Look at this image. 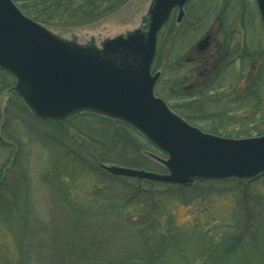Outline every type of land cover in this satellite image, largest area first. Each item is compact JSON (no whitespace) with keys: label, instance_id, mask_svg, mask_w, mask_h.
I'll return each instance as SVG.
<instances>
[{"label":"trees","instance_id":"1","mask_svg":"<svg viewBox=\"0 0 264 264\" xmlns=\"http://www.w3.org/2000/svg\"><path fill=\"white\" fill-rule=\"evenodd\" d=\"M13 1L27 16L45 26L95 21L118 9L126 0ZM215 19L220 20L219 31L224 34L230 29V23L236 25L241 22L243 27H246L249 21L247 1L191 0L188 12L180 24L177 23V15L173 13L158 34L152 69L157 71L159 67H163L164 72L157 81L155 91L168 102L172 110L205 131L235 138L252 136L247 129H237V132H234L235 129L228 126L227 128L215 123L204 126L201 123L204 119H213L216 123L218 120H224L226 117L223 115L228 113V110H225L228 106L244 103L240 100L242 98L245 101L251 100V96L255 97L251 88L262 79L263 71L247 44L240 45L238 52H234L242 57L245 68L232 70L238 55L230 54L225 60L219 61V64L225 63V74L221 79L227 82L226 85L223 82L215 88L212 86L215 83L210 81L208 84L197 85L190 92H180L176 88L177 64L187 62L181 59L180 55L204 36L209 24ZM230 46L231 43L228 48ZM238 72L243 74V79L245 77L247 90L239 88L243 79L237 78ZM0 73L9 77L0 78V93L9 90L12 94L7 101L5 112H15L16 117L24 122L30 118L34 123L39 122L55 128L58 133L55 139L61 142L68 156L77 153V159L80 158L79 161L74 158L70 164L66 162L67 167L59 158V162L52 165L53 173L57 175L56 186L58 191H62L59 195L65 201L67 199V206L64 214H60L59 221L54 222L50 230L46 227H39L36 231L29 229L27 217L20 207L23 190L17 191L15 188L13 194L17 196L14 195L12 199L15 200V205L6 204V212L10 218L13 215L18 217L19 225L15 228L14 235L19 241L20 253L13 257L4 256L0 264H43L44 260L36 258L38 250L40 255L42 253L41 247L37 243L35 245L30 238L41 235L53 243L54 247L49 250L48 256L55 264H166L170 256L175 260L174 264H223L225 256H233L237 261L239 257L246 256L241 258L238 264H264V183H260L264 172L249 179L196 178L187 184L113 175L102 168L101 163L109 161L165 173L169 171L168 168L156 157L167 155L134 126L102 113L87 110L61 121L41 120L16 91L15 76L1 67ZM167 84H170L168 91ZM224 86L228 88L222 91ZM219 89V93L213 94ZM185 94L202 95L212 99L208 100L206 106L199 105L194 109L191 106L195 101H188L183 107L169 101L170 98L177 100L179 95ZM224 129L227 132H224ZM261 134H264V131L258 133ZM0 143L7 144L1 134ZM82 152L86 157L90 155L94 159H83ZM84 163L94 169L96 167L97 171H90V174L95 177L96 173L100 179L93 182L97 191L90 192L88 198L81 202L66 190L69 185L64 187L62 176L66 171H69L71 176L78 175L82 172ZM62 166L66 167L65 171ZM1 178L0 175V183ZM120 178L123 181H119ZM222 198L231 201L223 216L212 215L206 217L207 221L202 220L200 215L209 213L208 208L215 206L214 203ZM176 203L199 205L195 207L193 222L198 227L203 221L206 223L201 233L189 235L190 239L185 235L183 230L187 224L178 222L175 213L170 211L172 204ZM107 221L114 225L127 224L128 229H124L125 239L136 242L135 248L110 252L102 228V224ZM120 226L122 227V224L118 227ZM34 233L37 235L33 236ZM37 240L42 241L40 238ZM251 260L255 262L252 263Z\"/></svg>","mask_w":264,"mask_h":264},{"label":"water","instance_id":"2","mask_svg":"<svg viewBox=\"0 0 264 264\" xmlns=\"http://www.w3.org/2000/svg\"><path fill=\"white\" fill-rule=\"evenodd\" d=\"M189 0H153L146 25L106 39L102 47L65 40L0 0V67L17 78L16 91L37 117L61 121L82 111L122 120L166 153L168 172L101 164L114 175L187 184L194 179H249L264 172V134L227 137L204 131L155 93L152 73L158 33ZM264 26V0H257Z\"/></svg>","mask_w":264,"mask_h":264},{"label":"rangeland","instance_id":"3","mask_svg":"<svg viewBox=\"0 0 264 264\" xmlns=\"http://www.w3.org/2000/svg\"><path fill=\"white\" fill-rule=\"evenodd\" d=\"M246 1L248 3L249 18L246 27H243L241 22L236 25H231L230 23V29L226 34H224L219 31L220 20L218 21L215 19L209 24L210 32L212 34H216L213 38L214 47L211 49L209 56L210 58L215 59L218 53L221 55L225 48L229 46V43L232 42H236V46L242 44L244 46V44H247L251 52H253V58H255L256 63L259 64L260 68H262V79H260L259 82L257 81L251 88L255 97L252 98L253 96H251V100L245 101L241 97L242 99L240 100L244 103L228 106V109H225L228 110V113L223 115V117H226L224 120H218L216 123L213 119H204V122L201 123L204 126H208L212 123L223 125V127L228 126L229 128L235 129L234 132H237V129L241 131L247 129V131L251 132L252 136H254L258 135L260 131H264V26L257 0ZM152 2L153 0H126L125 3L118 9L106 13L103 17L96 19L95 21L74 25L62 23L53 25L46 24L45 27L65 40L74 41L77 44L84 46L92 43L97 47H102L103 42L108 38L126 35L129 32L144 27L147 22L145 19L148 15ZM202 37L203 36L200 38ZM217 43L221 44L222 49L219 51L216 50L218 46L215 47ZM180 56L182 57L184 55L181 54ZM232 66L233 71L239 68L240 70L243 67L245 68L242 57L238 55V58ZM251 68L252 66H250V69ZM157 71L163 74L164 69L163 67H159ZM3 77L9 78L0 73V78L2 79ZM240 77L243 79V74H241V72L237 78ZM243 80H241L239 88L246 89L245 86L247 83L245 77ZM223 82L224 81H222L221 76L216 77L214 87L217 88ZM226 83L227 82H224L223 84L226 85ZM166 86L168 91L170 84H167ZM227 88L228 86H224L222 91ZM220 91V89L218 91H214L213 94H217ZM11 96L12 94L9 93V90H5L0 93V134L1 138L7 143H0V175L2 176V183H0V262H2L4 256L10 255L13 257L20 253L18 250L19 241L15 239L16 237L14 235L15 228L19 225L18 217L13 215L10 218L6 212L8 207L6 204L15 205V200L12 201L15 195L13 194V192H15V188H17V191L23 190V198L20 199V207L27 217L29 229L36 231L39 230V227H46V229L50 230L54 225V222L56 223L59 221L58 218L60 214H64L67 206V199L65 201V199H62L59 195L62 191H58L59 188L56 186L55 177H57V175L56 173H53L54 169L52 168V165L59 162L58 158L65 164L66 167V162L70 164L73 163L74 158H76L74 160L78 161L80 159H77V153H71L68 156L66 150L61 145V142L55 139V136L58 134L56 133L57 130L55 128L39 122L34 123L33 119L30 118L24 122L19 119V117H16L15 112H5L7 101ZM209 99L211 100L212 97H201L198 100H195L196 102L191 106L193 107L192 109H194L195 106L198 107L199 105L201 107L206 106ZM169 101L173 104H178L177 106L181 107L186 106L188 102L187 100H176L173 98H170ZM200 121H202V119H200ZM223 131L227 132L225 129ZM81 154L84 156L83 159L88 158V161L94 159L90 155H87L86 157L84 152ZM69 160L71 162H69ZM101 164H115L130 167L127 166V163H124L127 165H123L109 161H105ZM66 167L62 166L61 168L65 171ZM133 168L141 169V167ZM95 170L97 171L96 167L94 169L92 166L88 165V163H84L82 172L78 175L71 176L69 171H66V174L62 176L65 184L64 187L66 188V186L69 185L66 190L76 200L84 202V200L88 198V194L90 192L97 191V189L95 190V187L93 186V182L94 180H99L100 176L96 173L94 174L95 177L90 174V171L96 172ZM119 181L123 180L120 178ZM260 183H264V178L260 180ZM230 202V200L225 198L216 201L214 203L215 206L208 208L210 211L209 213H206V215H200L202 220L207 221L206 217L212 215L215 217L223 216L222 214L226 212ZM196 204L186 205L176 203L174 205L172 204V207L170 208V211L175 213L174 216H176L178 222L187 224L186 229L183 231L185 232V235H188L189 239V235L195 236V234L202 231L203 227L206 225L203 221L198 227L195 222H193L196 212L195 207L199 206ZM121 224L122 227H118ZM121 224L114 225L110 221L102 224L104 231L103 234L108 240V249L112 253L118 251L119 249H133L137 245L136 242H131L130 240L125 239L126 231H124V229L127 230L128 225L125 223ZM35 235L37 234L34 233L33 236ZM30 238L33 242H35V245L36 243L39 244L42 250L41 255L38 250L36 258L39 257L41 261L44 260L45 262L43 264H55V261H50L49 259L51 258L48 256L49 250H52L54 247L51 240L49 238H45L43 235L40 237L31 236ZM37 238H40L42 241L38 242ZM189 243L192 242L189 241ZM245 257L246 256H241L237 261V258H234L233 256H225L223 257V264H238L237 262H241V258ZM217 260H219V258ZM254 260L257 261L256 259ZM174 261L175 260L170 256L165 263L174 264ZM255 261L251 260L252 263ZM257 263L259 264V262Z\"/></svg>","mask_w":264,"mask_h":264},{"label":"flooded vegetation","instance_id":"4","mask_svg":"<svg viewBox=\"0 0 264 264\" xmlns=\"http://www.w3.org/2000/svg\"><path fill=\"white\" fill-rule=\"evenodd\" d=\"M191 0H189L184 6V15L182 16L181 20H178V12L179 8L176 7L172 14L177 15V23L180 24L183 17L188 12V6ZM216 34H212L208 29L202 38L198 41L197 44H192L187 51L184 52V56L181 59H185L187 62H180L177 64L178 70V79L177 83V90L180 92H190L192 89L196 88L199 84H208L213 83L216 81V77L222 76L225 74V70L223 69L225 63H220L219 61L225 60L226 56L228 57L230 54H234V56L239 55L237 48L240 46H236V42L231 43V46L228 48L226 47L224 52L221 55H217L215 59L210 58L209 53L213 46V38ZM223 42V41H222ZM216 44V43H215ZM218 46V47H217ZM217 47V51L221 50V44L217 43L215 46ZM204 53V55H203ZM233 56V57H234ZM218 59V60H216ZM188 67V68H187ZM187 68V69H186ZM161 76V74H160ZM182 81L184 83H182ZM214 86V85H212ZM204 97L202 95H179L177 97L178 100H187V101H195L199 98ZM196 102V101H195Z\"/></svg>","mask_w":264,"mask_h":264}]
</instances>
